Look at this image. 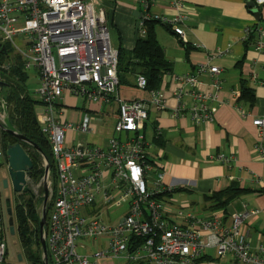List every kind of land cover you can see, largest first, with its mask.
<instances>
[{
    "label": "built area",
    "instance_id": "built-area-1",
    "mask_svg": "<svg viewBox=\"0 0 264 264\" xmlns=\"http://www.w3.org/2000/svg\"><path fill=\"white\" fill-rule=\"evenodd\" d=\"M138 1L141 13L136 28L141 35L145 33L144 19L153 17L186 40L181 26L186 17L185 2L170 0L177 12L168 18L150 11L154 0ZM96 2L0 0V38L10 41L22 53L26 65L37 70L40 104L36 116L56 165L55 176L50 168L46 171L48 198L42 230L46 254L41 247L40 264H97L107 257L120 259L121 264H264V244L251 246L243 227L258 207L244 202L240 210L218 208L199 215L171 204V186L165 184L164 172L151 163L141 130L146 103L117 93L118 48L111 43L104 10L95 9ZM254 2L259 6L264 0ZM251 32L253 38L249 39ZM244 33L255 49L264 51V24L247 27ZM17 39L25 48L17 44ZM192 44L205 50V59L195 71L177 76V95H192L190 116L202 121L213 117L211 101L217 98L221 86L220 67L213 60L222 49L208 50L202 43ZM202 71L211 76L206 90L196 87ZM135 84L146 89L145 76L136 74ZM64 93L90 101H108L113 96L117 101V118L105 145L83 141L66 144V131H88L91 115L85 112L76 122L65 120L60 105ZM147 101L155 106L163 104L156 89L149 90ZM174 113L182 114L179 108ZM0 119L6 122L1 85ZM252 122L258 127L255 149L264 161V114ZM214 158L228 161L230 156L218 154ZM2 159L8 167L0 143V163ZM122 206L125 209L117 215L109 213V209ZM7 227L1 211L0 264H32L23 251L18 252L21 260L8 259L3 235ZM101 239L105 241L101 247L89 248V240Z\"/></svg>",
    "mask_w": 264,
    "mask_h": 264
},
{
    "label": "crops",
    "instance_id": "crops-1",
    "mask_svg": "<svg viewBox=\"0 0 264 264\" xmlns=\"http://www.w3.org/2000/svg\"><path fill=\"white\" fill-rule=\"evenodd\" d=\"M181 1L186 3V17L181 23L186 40H182L169 25H155L156 36L172 62L171 71L163 75L158 88L163 104L155 106L147 101L149 90L136 86L135 73L127 75L128 83L118 84L117 93L123 98H138L146 103L141 130L148 157L164 172V182L171 186L169 195L176 201L182 198L179 206H189L185 194L201 195L205 200L206 193L227 186L231 180L253 189L237 196L240 207L236 210L242 209L244 202L259 208L243 226L247 240L255 247L264 244V161L255 149L258 127L252 119L264 114V51L255 49L244 31L256 23L264 24V3L256 6L258 15H255L245 0ZM94 6L104 10L111 43L127 51L132 49L141 13L140 2L97 0ZM150 11L168 18L177 12L170 0H154ZM194 42L202 43L208 50L222 49L213 60L220 67L218 76L221 79L218 96L211 101V106L215 107L213 117L202 121H195L190 116L189 109L194 102L192 95H177L180 84L177 76L195 71L196 65L205 59V50L195 47ZM199 78L196 87L208 89L210 74L202 71ZM242 79L254 90L255 101L251 106L238 99ZM38 81L37 73V85ZM184 89H188V85H184ZM60 105L65 120L76 122L85 112L91 115L88 131H66V144L76 141L106 144L118 114L113 96L108 101H90L64 93ZM176 108L182 114L174 113ZM103 126L107 129L102 130ZM218 154L230 158L228 161L215 159ZM170 202L177 206L171 198ZM115 261V258L107 257L99 259L97 264H116Z\"/></svg>",
    "mask_w": 264,
    "mask_h": 264
},
{
    "label": "trees",
    "instance_id": "trees-1",
    "mask_svg": "<svg viewBox=\"0 0 264 264\" xmlns=\"http://www.w3.org/2000/svg\"><path fill=\"white\" fill-rule=\"evenodd\" d=\"M157 23L168 25L153 17L145 18V33L141 35L136 28L133 48L127 51L121 46L118 47L117 75L119 83H128L127 75L130 73H135V76L141 73L146 78L145 88L158 90L163 75L171 71L172 62L166 57L164 47L156 36L155 25ZM251 38H253V32L249 35V39ZM13 51L16 52L13 53ZM27 68L26 59L22 53L10 41L0 38V80L3 81L1 92L5 99L6 122L8 126L26 135L41 149L42 153L33 145L24 141L21 142L33 161L29 176L34 181H38L44 173V157L47 159L53 176H55L56 165L50 142L39 127L36 110L40 104V99L34 96L28 88ZM238 99L244 100L250 106L255 101L253 88L247 85L243 79ZM15 141L17 138L14 135L0 128V143L5 155L7 145ZM250 190L253 189L241 186L236 180H231L227 186L206 193L204 198L207 201V208L225 210L226 204L230 200ZM23 192L18 193L20 198L16 200L13 208L16 222L14 227L18 232L20 244L28 260L32 264H40V215L35 204L42 200L43 196L35 199L32 194L24 195ZM2 210L0 201V212ZM8 228L5 229L8 230Z\"/></svg>",
    "mask_w": 264,
    "mask_h": 264
},
{
    "label": "rangeland",
    "instance_id": "rangeland-1",
    "mask_svg": "<svg viewBox=\"0 0 264 264\" xmlns=\"http://www.w3.org/2000/svg\"><path fill=\"white\" fill-rule=\"evenodd\" d=\"M17 44L20 45L22 48H25V45L22 44V40L21 39H17L16 40ZM16 51H13V53H15ZM27 72H28V80H27V84H28V88L31 91V93L34 96H37V71L36 68L33 65H29L27 68ZM108 124V123H106ZM106 130L107 128L103 126L102 130ZM2 162L0 163V201L2 204V214H3V222L5 224V226L8 225V221L9 218L11 217V221L15 226V217H14V213H13V208L15 206L16 200H18L20 198L18 193H22L21 192H16L13 188V184L8 172V167L6 165V162L4 159L1 160ZM44 166V164H43ZM43 174L40 177V179L38 181H34L33 179L30 178V176L27 179V185L28 187L31 189L30 193L29 191H24L23 193H25L24 195L27 194H32L33 198H38L40 196L44 195V182H43ZM7 178L8 179V184L7 186L3 185V179ZM168 198H171L172 202L179 206L180 201H182V198L179 200H175L172 198V196L168 195ZM187 199H188V205L189 206H179L181 209H183L184 212L190 211L194 214H205L208 210L207 208H205V200L203 199V197L201 195L199 196H195L192 194H185L184 195ZM240 198L236 197L232 200H230L227 204H226V208L228 211H235L236 209H239L240 204L239 201ZM41 203L42 200H39L36 202L35 206H36V210L40 215V207H41ZM11 207L12 208V215H10L7 212V207ZM125 209V206L122 207H114L109 209V213L113 214V215H117L118 213H120L121 211H123ZM209 212V211H208ZM3 235L7 241V245H8V259L9 260H16L17 259V253L18 252H22V246L20 244L19 241V237H18V232L17 230H15L14 233H11L9 228L8 230L5 229V231H3ZM96 242V245H95ZM104 240H89L88 246L90 249H94L95 247H101L104 244ZM24 252V251H23ZM25 254V253H24ZM116 264H118V262L121 264L122 262L120 261V259H115Z\"/></svg>",
    "mask_w": 264,
    "mask_h": 264
},
{
    "label": "water",
    "instance_id": "water-1",
    "mask_svg": "<svg viewBox=\"0 0 264 264\" xmlns=\"http://www.w3.org/2000/svg\"><path fill=\"white\" fill-rule=\"evenodd\" d=\"M246 4L251 8V11L255 13V15H258V8L256 7V4L254 0H245ZM1 90L3 81L0 80ZM0 128L2 130H5L9 132L10 134L14 135L17 138V141L10 143L6 147V156H7V162H8V172L13 184V188L16 192H23V191H29L31 192V189L27 185V179L26 177L29 176L30 170L33 166V161L30 157V155L27 153L25 148L22 145V141L27 142L31 145H33L40 153H42L41 149L37 146V144L33 141H31L26 135L20 133L15 128L8 126V124L5 122L4 119H0ZM49 165L47 162V159L44 157V173H43V182H44V195L42 199V208L40 213V243L41 247L44 251V254H46V241L44 235H42V230L45 223L46 218V203L48 198V192H47V186H46V171L48 170ZM8 179H3V185L7 186ZM7 212L12 215V208L9 206L7 207ZM11 217L9 218L8 225L9 230L11 233L15 232L14 224L11 221ZM17 259L21 260V254H17ZM43 264H48L47 261H43Z\"/></svg>",
    "mask_w": 264,
    "mask_h": 264
},
{
    "label": "flooded vegetation",
    "instance_id": "flooded-vegetation-1",
    "mask_svg": "<svg viewBox=\"0 0 264 264\" xmlns=\"http://www.w3.org/2000/svg\"><path fill=\"white\" fill-rule=\"evenodd\" d=\"M3 158H4V156H3Z\"/></svg>",
    "mask_w": 264,
    "mask_h": 264
}]
</instances>
